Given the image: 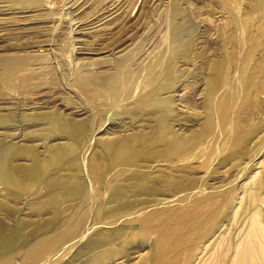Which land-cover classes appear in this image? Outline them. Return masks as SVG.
<instances>
[{
  "label": "rangeland",
  "instance_id": "obj_1",
  "mask_svg": "<svg viewBox=\"0 0 264 264\" xmlns=\"http://www.w3.org/2000/svg\"><path fill=\"white\" fill-rule=\"evenodd\" d=\"M172 1L0 0V58L28 61L26 64L23 61L18 63L17 69L23 66L25 74L34 76L32 82L25 85L19 79L13 83L5 80L0 72V114L9 117L8 124L0 127V154L2 146L13 144L34 146L45 156L47 145L63 144V141L46 144L45 141L32 140L34 134L45 129L36 119L42 118L47 112L61 109L67 117L92 121L90 134L78 151L83 165L82 178L87 185L83 202L68 201L59 197L57 204L53 206L50 203L52 194L49 195L46 187L34 188L28 195L13 199L7 197L6 190L0 186V197L6 199L8 206L5 211L0 209V225L3 228L14 229L22 222L27 226L25 233L30 234L36 229L35 226L40 225L39 222L48 224L56 220L54 231L37 234L27 247H18L9 253L1 251L0 264H85L87 257L101 251L99 249L89 254L77 255V251L86 241L97 233L119 228L126 231L124 230L125 235L117 241L118 244L122 243L123 239L126 245L127 238H130L129 240H134L131 241L134 245L128 246L124 257H118L105 264H139L140 261H148L151 257L153 259L151 258V262L149 260V264H264V215L261 218L255 217L258 213L264 214V191L255 186L264 178V130L258 138L249 143L248 154L237 163L238 171H233V163H227L220 168L219 163L224 158L223 155L218 157L219 155L215 154L214 158L210 157L213 155L208 146L204 147V151L197 152L198 156L190 158L185 165L191 163L188 165L193 168L192 176L201 177L202 182L200 190L189 194L185 201L178 197L172 200V203H145L128 212L127 215L130 216L121 214L123 218L120 222L113 219L103 220L106 212L103 205L108 195L101 190L100 184L93 176L94 164L98 157L102 156L100 141L121 134H132V131H148L149 124L142 121L134 123L135 125L129 124V121L123 125L118 124V120L112 118V113L121 110L119 102H115L112 97L108 101L93 98L92 93L102 94L103 91L95 84V87H92V83L88 81L91 77L109 78L116 75L117 70L128 67L119 64L128 59V64L143 76L151 71L150 62L161 56L162 48L171 47L176 40L183 41V45H191V61L186 62L178 57L177 83L173 93L168 94L174 96V114L178 118L176 130L189 136L200 130L205 121V83L209 65L223 52L222 37L225 34L227 39L232 37L233 23L230 15L249 21L248 38H256L260 42L259 54L254 57V62H264V35L262 36L261 31L264 27V12L252 13L250 0H177L180 10L176 17H172ZM172 41L173 43H170ZM183 47L181 50L185 48ZM227 48L230 50L227 51L231 52V46ZM131 66L128 68L133 69ZM141 90L138 94L144 96L151 87L146 84ZM256 96L257 98L250 102L249 111L253 123L264 125V95L260 93ZM207 151L209 152L206 154ZM202 152L205 156L199 155ZM26 161L17 160L18 163ZM166 166L165 163H154L149 170L137 171L147 173L153 169L165 170ZM68 169V164L62 166L61 174H66ZM216 169L217 177L214 180L209 176L210 172ZM210 185L214 187L213 190L209 189ZM228 186H232L231 189ZM255 195L260 198L256 200ZM140 196L139 199L132 196L130 200L135 202L150 199L145 195ZM204 199L208 202L200 204ZM219 199L222 200L221 204ZM225 201L229 204L226 205ZM42 203H45L44 211L37 209ZM111 206L114 204L109 205ZM176 207H180V210ZM153 208L162 211L160 215H153ZM184 209L186 211H183ZM175 211H181L180 215L177 216ZM187 211L189 213L186 215ZM209 212L214 224L210 219L208 226L203 227L202 232L206 233V237L205 233L197 235L195 227H187L182 221L190 214L192 215L189 219L192 217L202 220ZM163 214L165 216H162ZM73 225L76 227H72ZM74 230L79 232L75 233L73 240L67 241V236ZM56 240L57 246H52ZM59 240H65L66 244ZM37 247L39 248L36 249Z\"/></svg>",
  "mask_w": 264,
  "mask_h": 264
},
{
  "label": "bare ground",
  "instance_id": "obj_2",
  "mask_svg": "<svg viewBox=\"0 0 264 264\" xmlns=\"http://www.w3.org/2000/svg\"><path fill=\"white\" fill-rule=\"evenodd\" d=\"M235 1L237 2L238 0ZM250 1V9L252 13L259 14L261 12H264V0ZM179 10L180 9L177 0H173L171 9L172 17H176V15L179 14ZM230 17L233 23L232 37L230 39H227L225 33L224 36L222 35L223 37L221 50L223 52L209 65V72L207 74L205 83V101L203 100L205 102V121H203L204 123H202V127L200 125V130L197 129L198 131L196 133L193 131L194 133L191 132V135L185 136L182 135V133H180L178 130H176L178 118L174 114L175 101L173 102L172 100L174 96L172 97L171 95H168L173 93L177 83L176 67L178 57L183 58L186 62L191 61L192 47L191 45L186 46L181 44V42L183 41L178 42V40H176L175 42L173 40L175 42L174 45L170 44L173 43L172 41L169 43L171 47L162 48L161 56H158L160 59L158 58L153 62H150L151 71L148 73L144 72L145 74L143 76H141V73L140 75L137 73L140 71L136 70V72L134 70V67L128 64V62H130L128 61V59L122 62L119 61L121 62L119 64L123 65V67L124 65H127L128 67L131 66L133 67V69L127 67L122 68V70H117L118 72H116V75L110 74L112 79L111 77H109V79L108 76H98L91 77L88 80L90 83H92V85L95 84L98 89H100V91H103L102 94H100V92L92 93L91 96L93 98L108 101L109 98L112 97V99L114 98L116 100L115 102H119L121 110L119 112L112 113V118H116V120H118L119 122L118 124L123 125L127 121H129V124H137V122L140 121L149 124L148 131L140 129L143 131H132V134H121L120 136L117 135V137L115 138H107L100 141L102 147V156L98 157L97 161L94 164L93 176L96 177V181L102 188L101 190H103L104 193L108 195V199L103 205L104 210H106V212L104 213L105 218L102 216L104 218L103 220L113 219L114 221L120 222V220L123 218V215L121 214L124 213L127 215L128 212L139 205L153 202L166 204L171 202L172 200L177 199L178 197L183 198L184 200L195 190H200V185L202 182L201 177L192 176L193 168L189 166L191 163H188L189 165H185V163L191 160L190 158L193 159V157L198 156L196 153L203 150L205 146L209 147L207 148L210 149L211 155H213L210 157L214 158L215 154L219 155L218 157H221V155H223L224 158L219 163L220 168L227 163H233V171H238L237 168H239V165L237 166V163L242 159L243 156L245 157V155L248 154L249 143L254 141V139L258 138V136L262 134L264 125L260 123H253V119L251 118L252 115L249 111V106H251L250 102L254 98H257V96L255 97V95H260V93L264 95V62H260L259 60V63H256L257 61L254 62V57L259 54L258 49L260 42L256 38H248L249 21L247 19L235 17L233 15H230ZM261 31L263 33V36L264 27H262ZM262 38L264 39V36ZM229 45L232 48L231 52H229L230 50L227 48ZM182 47L184 48L183 50H181ZM248 48L251 49V52L248 51ZM227 49L229 51H227ZM247 51L248 53H246ZM22 61L18 62V60L11 58H0V72H2L5 80H9L13 83L16 79H19L22 80L20 82L25 83L26 85V83L30 82L34 78L33 75L24 73L25 69L23 68V66L22 68L17 69L18 63L21 64L24 62ZM27 62L25 61L24 64H26ZM26 67H28V65ZM146 84L151 87V90L146 92V95L139 96L138 93L142 91L141 89L144 88ZM0 87H2V85ZM92 87L95 86L93 85ZM86 88H88V86H86ZM94 89L93 91H96ZM131 92L135 94H132ZM165 95L168 96L165 97ZM103 104L105 103L103 102ZM109 110L110 109H107V111ZM109 115L111 117V113ZM8 118L3 114H0V127L6 126L8 124ZM36 120L42 123L45 126V129L43 130V132L38 131V133L34 134L31 137L32 140L41 142L45 141L46 144L54 141H63L64 143L56 144L53 146L47 145V152L45 156H43V153H41L40 151H38V149L31 145L16 146L11 144L7 147L2 146L3 148L0 154V186H3V188L6 190L7 197L13 199L28 195L34 188L38 189L41 187H46L49 190V195L52 194L51 197H49L51 198L50 203L53 206L57 204L59 197H64L68 199V201L75 200L78 201V203L83 202L85 200V194L87 193V185L84 183L82 178L83 165L78 151L81 144L87 140L90 134L92 121L90 119L77 120L76 118L67 117L61 111V109L47 112L45 113V116ZM148 126H146V128ZM208 152L209 151L205 153L207 154ZM203 153L204 152L199 155L201 156ZM203 156H205V154H203ZM18 159H24L25 161H27L26 163H18ZM198 160H200V157L198 158ZM182 161L183 163H180ZM154 163H165L167 164V169H153L151 172L147 173L137 171L138 169H148L151 165H154ZM65 164L69 165V169L67 170L68 172L66 174L62 175L60 170L61 167ZM210 174L211 175L209 177L215 180V177H217L215 176L217 175V169L213 172H210ZM255 186L264 191V178L259 182V184H256ZM209 187H211L209 188L210 190H213L214 188L212 185H210ZM231 187H229V189H231ZM140 195H145L150 199L147 201H140V199L135 202L130 200L132 196H137L136 198H138V196ZM1 197L0 209H3V211H5V208L8 206L6 203V199ZM255 198L256 200H258L260 197L255 195ZM209 200L211 201V198H209ZM220 201L221 204L222 200ZM204 202L207 203L208 201H202L200 204ZM98 204L100 205L101 203ZM110 204H114V206L109 207ZM227 204H229L228 201ZM99 205L98 207L100 208L101 206ZM179 208L178 210H180ZM37 209L40 211H44L45 203L39 204ZM141 210H143V208ZM183 211L186 210L184 209ZM140 212L141 211H139V213ZM161 212L162 211L155 210L153 215L159 214ZM180 212H176V215ZM166 213L169 214L168 212ZM187 213L189 212L187 211L186 215ZM131 214L135 213L131 212ZM210 214L211 213L209 212L208 216L205 218L203 217L204 219L202 220H195L196 218L192 217L191 219H189L192 214H190L189 217H184V220H182L181 218V220L186 223L187 227H195L194 231L197 235H199L203 233V227H206V225L208 226V223L212 221V217L210 216ZM172 215L170 216H175ZM263 215L264 214L262 213H258L255 217L261 218L263 217ZM140 216H142L141 213ZM162 216L165 215L163 214ZM129 218L131 220V217ZM178 218L180 219V216ZM224 218H227V216ZM55 221H50L48 224L44 222L41 224L39 222L38 224L40 225H34L36 229L34 228L35 230H33V232H31L30 234L25 233V228L27 226L22 222L20 226H17L14 229L3 228L0 225V252L3 251L9 253V251L16 248L18 249V247H27L31 244L33 238H35L37 234H45V232L54 231ZM74 226L76 227V225H73L72 227ZM216 227H218L217 224ZM124 230L119 228L97 233L95 236H92L89 240L86 241L84 246L77 251V255H84L86 253L89 254L90 252L101 249V251L94 253L93 255L91 254L92 256H89L90 258L87 257L88 259L85 264H105L107 262L115 260L118 257H122L125 254L128 246L134 245L132 244L134 240H129L130 238L127 237L126 238L128 242L126 245L123 243V239L121 241L122 243L119 242L118 244L117 241L125 235ZM71 232H68L71 233L69 235L66 233L68 235V240L66 239L67 241L73 240L76 236L75 230ZM63 235L65 236V233ZM78 235L79 234L77 233V236ZM204 236L206 237V233ZM56 242L58 241L56 240L54 243L52 242V246H55ZM38 248L39 247H37L36 249ZM151 258L149 259L150 262ZM149 260H142L139 264H149Z\"/></svg>",
  "mask_w": 264,
  "mask_h": 264
}]
</instances>
